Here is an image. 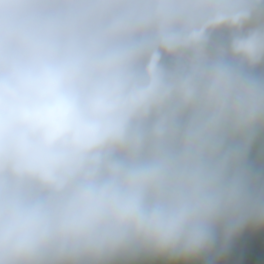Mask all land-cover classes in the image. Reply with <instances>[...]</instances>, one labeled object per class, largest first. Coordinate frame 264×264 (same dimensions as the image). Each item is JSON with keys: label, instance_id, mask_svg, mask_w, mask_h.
<instances>
[{"label": "clouds", "instance_id": "1", "mask_svg": "<svg viewBox=\"0 0 264 264\" xmlns=\"http://www.w3.org/2000/svg\"><path fill=\"white\" fill-rule=\"evenodd\" d=\"M261 67L264 0H0V264L197 257L264 223Z\"/></svg>", "mask_w": 264, "mask_h": 264}, {"label": "crops", "instance_id": "2", "mask_svg": "<svg viewBox=\"0 0 264 264\" xmlns=\"http://www.w3.org/2000/svg\"><path fill=\"white\" fill-rule=\"evenodd\" d=\"M217 36L227 40V33ZM264 74V67L257 69ZM257 167H264V156L253 154ZM128 264H264V223L249 221L230 238L218 233L214 247L197 257H139Z\"/></svg>", "mask_w": 264, "mask_h": 264}]
</instances>
